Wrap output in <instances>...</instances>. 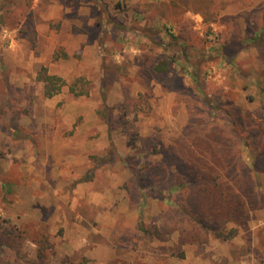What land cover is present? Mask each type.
I'll list each match as a JSON object with an SVG mask.
<instances>
[{"label":"rangeland","instance_id":"obj_1","mask_svg":"<svg viewBox=\"0 0 264 264\" xmlns=\"http://www.w3.org/2000/svg\"><path fill=\"white\" fill-rule=\"evenodd\" d=\"M214 129L264 194V0H0V264H264V195L233 236L170 231Z\"/></svg>","mask_w":264,"mask_h":264},{"label":"trees","instance_id":"obj_2","mask_svg":"<svg viewBox=\"0 0 264 264\" xmlns=\"http://www.w3.org/2000/svg\"><path fill=\"white\" fill-rule=\"evenodd\" d=\"M257 37V33L250 35V41ZM165 64L161 66L162 70L166 68ZM42 77L45 81L44 92L47 97H52L60 92L62 87L66 85L61 76L44 72ZM77 87V81L70 84L71 91L84 94V91L78 90ZM210 107L207 117L203 116V118L207 121L206 124H215V120L210 121V117L215 115ZM241 121L239 117H236L234 121L238 127L236 131L238 135H241L239 124ZM222 136L221 130H212L208 135L210 137L209 142L200 141L196 144L198 147L190 154L189 160L184 159V157L182 159L188 172L186 179L190 192L186 197L179 194L182 201L177 203L180 204V210L175 217L183 220L187 216L190 219L182 221L183 223L179 227L178 225L170 227V231H180L181 244L207 242L213 230L218 236L235 235L236 229H231V234L228 235L222 232V226L228 222H234L239 227H247L250 219V202L255 201L253 196L259 199L264 195L261 186L258 187V192L255 191L254 178L250 168L235 153H231V145L229 142L223 141ZM256 138L257 135L253 136V140ZM180 148H186L184 139L181 141ZM177 151L178 148L173 147L170 154L175 155ZM134 174L138 182L143 184L147 176L139 175L135 171ZM127 187L133 190L134 183H128ZM178 188L179 186L175 184L171 185V188L169 186V195ZM207 218L216 223V228L207 221ZM140 229L146 233L152 232L143 223L140 224Z\"/></svg>","mask_w":264,"mask_h":264}]
</instances>
